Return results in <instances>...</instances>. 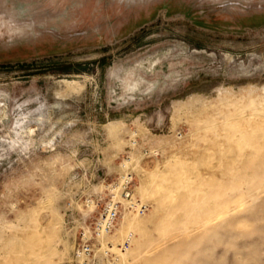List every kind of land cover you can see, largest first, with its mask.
I'll return each mask as SVG.
<instances>
[{"label":"rangeland","instance_id":"1","mask_svg":"<svg viewBox=\"0 0 264 264\" xmlns=\"http://www.w3.org/2000/svg\"><path fill=\"white\" fill-rule=\"evenodd\" d=\"M126 174L116 264H264V0H0V264H73Z\"/></svg>","mask_w":264,"mask_h":264},{"label":"built area","instance_id":"2","mask_svg":"<svg viewBox=\"0 0 264 264\" xmlns=\"http://www.w3.org/2000/svg\"><path fill=\"white\" fill-rule=\"evenodd\" d=\"M118 191L119 197L115 193ZM117 193V192H116ZM125 210L145 212L146 207L135 196L134 178L131 174L121 177L111 197L104 203L97 217L89 227L80 233L79 241L74 246L73 264H116L117 254L114 245L101 241L103 237L113 234ZM130 240L127 242L129 246ZM120 250L123 245L118 246Z\"/></svg>","mask_w":264,"mask_h":264},{"label":"bare ground","instance_id":"3","mask_svg":"<svg viewBox=\"0 0 264 264\" xmlns=\"http://www.w3.org/2000/svg\"><path fill=\"white\" fill-rule=\"evenodd\" d=\"M67 86L74 90H77L81 85L78 82H67Z\"/></svg>","mask_w":264,"mask_h":264}]
</instances>
